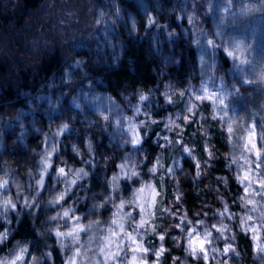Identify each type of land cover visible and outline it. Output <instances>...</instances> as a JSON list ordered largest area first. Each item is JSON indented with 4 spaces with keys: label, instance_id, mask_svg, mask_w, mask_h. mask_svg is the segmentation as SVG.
<instances>
[{
    "label": "rangeland",
    "instance_id": "obj_1",
    "mask_svg": "<svg viewBox=\"0 0 264 264\" xmlns=\"http://www.w3.org/2000/svg\"><path fill=\"white\" fill-rule=\"evenodd\" d=\"M7 1L9 0L2 2ZM134 1L139 4L138 8L143 13L147 30H151L153 26L161 27L162 31L167 28L162 20L157 22L156 14L168 13V16L176 17L177 22L180 23L178 28L180 34L190 42L191 48L196 51L194 63L186 74V78L180 81L169 79L166 78L163 71L155 88L148 91L139 89L134 94V100L126 96L119 101L102 90L103 82L101 80H97L96 84H92L90 78L87 80V77L76 69V60H74V64L69 69L71 72L67 73L66 77L52 80L46 93L30 102V110L22 111L19 116V128H14L18 130V136L15 135L14 138V142L17 139L15 144L22 145L30 153V159L33 163L32 168L30 167L32 175H27L29 169L23 180L17 179L10 170L9 164L4 161V154L12 143L11 145L7 143L6 146V140L4 142L3 137L0 138L2 161L0 177H5L8 181V186L0 189V193H4L0 199L9 195L15 196L16 182L24 183L22 202L10 209L12 212L16 209V213L38 209V212L44 214V221L39 230L40 240L52 237L57 240L54 233L48 231V229L56 227L57 224L62 225L61 231L69 230L74 226L72 220L52 221L49 219L50 216L56 215L64 208L72 207L74 209L72 219L80 217L79 223L81 225H92L87 231L78 234L79 243L75 245V249L81 253L77 258L78 264H131L133 255L138 258L137 264H163L167 253L165 233L172 235L179 251L176 260L181 264H241L240 260H243L244 256H240L239 235L251 243L253 264H264V252L258 251L259 246H264V188L259 186L260 182L264 180V163L243 147L245 144L244 137L248 135L249 129L255 125L257 137L264 130V83H260V77L264 74V65L259 64L264 63V3L262 0H231L230 4L229 0H168L169 4L163 0ZM82 4L84 8H78ZM130 12L127 7L120 5L119 0H48L44 8V17L46 16L45 19L50 20L53 27L56 28V32L62 35L67 32L66 30L64 32L63 28L65 27L62 20L65 19L66 22L70 21L68 23L75 24L80 17V22L87 24L86 29L93 36L92 40L86 42V46L88 49H93L95 46L101 48L105 43L112 45L113 41L116 42L115 40H118L119 36L118 24L120 29L128 31L129 35L136 36L139 27L138 19ZM100 20L105 22V27L99 23ZM80 30L69 31L66 33L65 40L75 39L76 35L80 34ZM174 33L175 29H172L165 38H172ZM148 36L151 39L155 38L157 44L162 39L152 33ZM205 38L212 39L216 46L208 49L202 62L201 53L204 51ZM75 43L71 41L70 46ZM42 44V46L51 45L50 42L45 41ZM170 46L171 44H168L166 49L162 43L161 45L159 43L158 57L163 64L167 63L165 57L168 52H171ZM234 46L239 48V51L235 53L238 57L236 60L228 56V52L234 51ZM224 60L229 64L228 67L224 64ZM240 60L247 61V63L240 65L244 69L243 73L237 72L235 68ZM170 62L174 67L180 65L178 58L171 59ZM245 79L253 82L243 83L242 80ZM79 82H81L80 85ZM62 87L65 89L59 91V88ZM202 89L206 90V94L209 96L222 98L224 105L208 100L203 102L196 100L195 95L201 93ZM141 94L148 97L142 103L139 101ZM43 99H47V103H43L41 101ZM112 101H116L118 104L112 111V115L120 119L122 124L119 129L109 126L106 130L112 134V140L117 143L120 142L121 145L123 140H130L132 133L127 129L129 124H133L136 125V131L141 136V143L135 148L131 145H124L123 147L120 145L115 148L116 150L114 149L116 155L114 158L116 159L115 171L109 172L106 177L108 190H110L106 197H111V199H108L103 207L109 211V218L101 215L98 220L95 219V217L98 218L96 212L88 213L87 211L85 213L79 209L77 194L81 195L82 187L85 188L83 180L74 186L72 193L67 195L62 202L55 205L45 204L47 200L49 201L63 190V182L56 175L57 169L59 167H65L66 171L69 168L73 171L78 169L77 162L79 161L81 164L85 153H87V149H85L81 151V156H77L73 151V144L82 146L84 143L86 146L89 138L91 141L94 139L92 138L95 136L94 132L97 130L98 132L100 130L106 132L100 124H96L94 121L99 119V112L112 108ZM175 102L178 103L177 108L171 110L169 107ZM52 104L60 108L71 106L69 110L73 109L77 114L83 110L86 116L79 120L78 125L74 122L71 124V120L62 119L63 116L65 117L64 113L59 116L57 121L52 116ZM137 104L140 105L139 114L135 111ZM40 105H45L41 110V117L44 121L46 119V123L43 120L40 121V117L36 116ZM189 106H193L192 112L188 111ZM126 117L129 119H125ZM209 119L215 121L226 134V149L223 152V157L229 175L216 178L217 181H222L224 187V190L215 188L217 195L222 197L221 199L218 198L217 205L219 207L215 206L220 211L215 217L217 220L208 215L207 209H202L194 215H188L181 202L183 196L182 181L186 182L190 176H188L190 168H188L187 163L194 166V179L205 181L206 175L211 169L209 163L216 157L217 148L211 143L212 133L208 123ZM153 120L156 123H152ZM191 122L195 124L201 136L206 139L207 159L205 162L201 161L192 148L180 138L185 131L184 126ZM63 123L69 124L68 130L63 131L61 135H55ZM148 124L156 125L158 128L157 137L154 139L155 144L161 147L173 146L175 149L171 160L160 174L166 183V190L169 194L163 202L159 218H157L156 212H159L157 211V201L160 193L158 186L160 166L156 164V161L157 158L162 157V154L157 151L153 154L145 143L142 130ZM229 124L234 130L231 134L227 131ZM172 134H176L174 140ZM31 136L39 137V145L37 148L26 149V141ZM53 143L58 151L53 153L51 157L52 167L44 177L45 185L39 189L40 195L36 197L35 179L38 178L40 172L39 162L49 150V145ZM92 144L94 147L93 141ZM185 147L189 149V152L183 151ZM125 154H128L127 163L129 167H133L134 164L138 165L137 170L140 173L139 176L133 177L131 180L121 175L118 167L121 162H124ZM145 156L147 159H144ZM153 166L158 168L156 174L148 171ZM79 168L81 167L79 166ZM169 168L172 169L171 172L168 171ZM245 171L251 173V185L242 183L240 180ZM113 175H120L119 188L115 192L110 186ZM233 184L240 189L239 194H236L237 196L232 192ZM146 185H152L158 193L155 196V203L151 206H149L151 194L147 189L140 196L137 195L138 190ZM228 193H232L233 200H230ZM25 196L35 198V203L32 204L31 208L23 203ZM17 197L18 193L16 194V201ZM68 198H73L74 202L67 203ZM248 200L254 202L255 209L247 203ZM122 202L124 208L121 209L119 205ZM37 204L39 205L38 208ZM140 205L148 210L146 218L149 220V224L144 228L136 227L141 217L145 215L141 213ZM226 208L228 211L221 216L220 213L225 212ZM8 211V207L0 208L1 224L5 225L4 230L0 232H5L10 226L9 220L4 221L3 219L4 214L9 216ZM118 212L125 217L131 213V218L125 221L126 229L137 238V242L143 248L148 250L147 253H133L130 250L133 245L128 241L126 235L117 230L118 235L113 237L109 232V229L116 227L111 223V220L116 218ZM247 217H251V220H247ZM221 221L227 228L223 235L213 227V225L219 227ZM193 228L196 229L193 237L197 235L203 237L206 232L211 233L209 237L211 244L206 245L207 258L201 255L199 250L195 254L191 252L189 240L193 237H189L188 233ZM251 228H255L256 231H251ZM144 230L150 235L156 232V244L147 242V234L144 233ZM120 236L123 238L120 239ZM160 236H164V239L161 240ZM117 240L122 246L120 255L116 259H112L109 253L117 251ZM65 243L69 244V247L63 251L60 250L64 256L65 264H68V257L73 254V248L70 239H66ZM229 245L234 251L225 253L224 249L228 248ZM25 246L28 250L23 254V258L18 261V264H29L33 254V248L29 244L14 245V248L10 249L8 254H4L0 261L14 260L15 256L21 254V249ZM57 246L59 247V244ZM141 256L143 257L142 260L139 259Z\"/></svg>",
    "mask_w": 264,
    "mask_h": 264
},
{
    "label": "trees",
    "instance_id": "obj_2",
    "mask_svg": "<svg viewBox=\"0 0 264 264\" xmlns=\"http://www.w3.org/2000/svg\"><path fill=\"white\" fill-rule=\"evenodd\" d=\"M2 1L0 0V138L3 137L4 142L6 140V146L7 143H10V145L12 143L4 154V161L9 164L10 170L18 180H23L27 171L33 166L29 151L25 150L22 145H16L17 139L14 142L15 135L18 136V130L14 128H19V116L23 110L26 112L30 110V102L33 99H37L46 93L52 80L66 77L67 73L71 72L69 69L74 64V60H76V69L82 72L87 77V80L90 78L92 84H96L97 80H101L103 82L102 90L119 101L126 96L134 100V94L139 89L148 91L155 88L163 71L166 78L179 81L185 79L195 60L196 51L191 48L190 42L185 40L180 34L178 30L180 23L177 22L175 16H168V13L156 14L157 22L162 20L167 28L162 31L161 27L153 26L151 30H147L143 13L138 8L139 4L134 0H119V2L121 6L127 7L131 11L130 14H134L136 19H138V34L136 36L129 35V32L122 28L120 29L118 24V40H115L116 42L113 41L112 45L105 43L101 48L95 46L93 49H88L86 46V42L92 40L93 36L86 29L87 24L80 22V17L75 24L68 23L70 21L66 22L65 19L64 21L62 20L65 27L63 29L64 32L65 30L67 31L66 33L82 28L79 31L80 34L71 40L74 43L77 42L74 45L70 46L71 41L65 40L66 33L62 35L56 32L52 22L46 20V16L44 17V8L48 0ZM148 1L150 2V0ZM163 1L169 4L168 0ZM78 8H84V5L82 4ZM99 23L105 27L104 21L100 20ZM255 24L257 25V23ZM126 26L128 28V25ZM172 29H175L173 37L165 38ZM150 33L162 38L158 41V44L155 38L151 39L148 36ZM44 41L50 42L51 45L42 46ZM159 43L160 45L162 43L165 48L168 44H171V52L167 53L165 57V62L167 61V63L165 64L158 57ZM82 45L84 46L82 47ZM174 58L180 60L178 67L171 65L170 60ZM77 61L80 63L77 64ZM224 64H226V67L229 65L225 60ZM259 64L264 65V63ZM78 84L80 85L81 82ZM64 89L63 87L59 88V91ZM41 101L47 103V99ZM177 104L175 102L169 108L174 110L177 108ZM44 107L45 105H40L36 116L40 117V121L43 120L46 123V119L44 121L41 117V110ZM62 107H56L52 104V116L57 121L59 116L64 113L65 117L63 116L62 119L71 120V124L74 122L78 125L79 120L86 116L83 110L77 114L73 109L69 110L71 106ZM208 123L212 133L211 143L217 148L216 157L210 163L208 162L211 169L208 171L209 174L206 175V182L194 179V166L187 163L188 168H190L188 176H190L186 182L182 181L183 196L181 197V202L188 215H194L202 209H207L208 215L215 219L220 212L215 206L218 203V198H222L217 195L215 188L224 190L222 181H217L216 178L229 175V173L223 157V152L226 149V134L215 121L209 119ZM184 127L185 131L180 138L192 148L201 161L205 162L207 159L205 137L201 136L193 122L186 124ZM82 130L84 131V129ZM142 132L150 151L153 154L156 151L159 152L163 158V167H160L158 177L160 193L157 201V211L159 212H156V215L159 218L163 202L169 194L166 190V183L161 179L160 174L171 160L175 149L173 146L161 147L155 144L154 139L157 137L156 134L158 132L156 125L148 124L143 128ZM94 135L92 137L94 138L92 140L94 142L93 151L90 153L87 150L82 163L79 164V161L77 162L78 168L79 166L83 167L90 173V176L83 180L85 188L82 187V194L80 195L83 196L85 191H87L88 199L79 200L78 207L85 213L87 211L88 213L96 212L98 218L95 217V219L99 220L101 215L109 218V211L103 208L96 209L93 204L102 203L106 195L109 194L110 190H108L106 177L109 172L113 173L115 171L116 159L114 158L116 155L114 149L121 144L112 140V134L108 133V131L103 132L100 130L98 132L97 130ZM172 136L174 140L176 134H172ZM39 141V137L31 136L26 141V149H30V147L37 148ZM77 145L81 151L87 149L84 143L82 146ZM108 157L111 159H107ZM89 161L91 162L89 163ZM1 162L0 157V165ZM210 182L212 183L210 184ZM232 192L238 195L240 189L233 184ZM17 193L16 190L14 192L15 196L12 198L15 205H20L24 195L18 194L16 201ZM96 193H102V195H96ZM228 195L230 200H233L232 193H228ZM225 196L227 195L225 194ZM71 201H73V198H68L66 202L69 203ZM45 204L50 205L48 200ZM217 207L219 206L217 205ZM234 209L237 210L236 207ZM8 210L9 216L4 214L3 219L4 221L9 220L10 226L7 230V239L0 243V258L4 254H8L9 250L14 248V245L29 244L33 248L29 264H32L34 257L37 258V264H65L64 256L57 246L56 239L53 237L44 240L39 239V230L44 221V214H41L40 211L38 212V209L25 210L19 213L15 212L16 209L14 212L10 208ZM4 226L0 220V231L4 230ZM144 233L147 234V242L149 244L157 243L156 232L150 235L144 230ZM165 245L167 253L163 264H181L176 260L179 251L172 235L169 233H165ZM239 248L242 253H240V256H244L240 263L253 264L251 243L241 235H239ZM49 252L51 253L50 257L46 255Z\"/></svg>",
    "mask_w": 264,
    "mask_h": 264
},
{
    "label": "snow or ice",
    "instance_id": "obj_3",
    "mask_svg": "<svg viewBox=\"0 0 264 264\" xmlns=\"http://www.w3.org/2000/svg\"><path fill=\"white\" fill-rule=\"evenodd\" d=\"M231 2V0H230ZM217 35H219V33H217ZM197 43H199V41H197ZM215 42L212 39H208L205 38L204 40V51L201 53V61L203 62V57L205 54H207L208 49L215 47ZM239 51L238 47L234 46V51L232 52H228V56L232 57L233 60H236L238 57L236 56V52ZM247 63L246 60H240L239 64L235 65V68L237 70V72L243 73L244 69L240 67V65H243ZM211 67V66H210ZM243 83H252V80H242ZM260 83H264V74L261 75L260 77ZM236 91H239L238 89H236ZM141 100L146 101L148 98L144 97L143 95L140 96ZM195 99L198 101H212L215 103H218L220 105H224V101L222 98L220 97H213V96H209L206 94V90L202 89L201 93H198L195 95ZM171 102V101H169ZM192 108L193 106H189L188 111L192 112ZM255 128L256 126L254 125L252 129L248 130V135L246 137H244L245 139V144L243 145V147L246 150H249L252 152V154L258 159L260 160L262 163H264V130L261 131L260 135L257 137V134L255 132ZM68 129H66L65 131H67ZM133 138H135V136L139 135L136 131V127H133L130 129ZM227 131L229 134L233 133V128L232 126L229 124L227 126ZM62 132H57L55 135H61ZM139 137L141 138V136L139 135ZM55 144H51L49 145V150L44 154L43 158L40 160V172H39V176H38V180L42 179V184L40 186H42V188L45 185V175L48 173L49 169L52 167V163H51V157L53 155V149L55 148ZM187 152H189V149L186 150ZM235 162V161H234ZM245 163H247V160H245ZM258 167L260 166L259 164L257 165ZM64 173L65 175L66 173V169L65 167H59L57 169V173ZM56 173V174H57ZM120 174L124 175L127 178L126 175V170L124 169H120ZM119 179H120V175H116L113 180L112 183L119 185ZM240 180L242 183H246L247 185H251L252 183V179H251V173L245 171L241 177ZM8 186V181H4V180H0V189L6 188ZM259 186L261 188H264V180H262L259 184ZM148 190L150 192V200H149V206H151V204L155 203V196L158 195L155 187H153L152 185H146L145 187H142L138 190V196H140L141 194H143L145 192V190ZM247 190V189H246ZM4 193H0V196H3ZM64 196L62 194H60V192L58 194H56L55 196H53V200H52V204H58L60 202H62L64 200ZM249 205H252L253 208L255 209V204L253 201L248 200L247 202ZM14 206V202H8L5 201L4 203L0 204V208H12ZM119 208H124V204L119 205ZM140 211L141 213H144L145 215L141 217L139 223L136 225L137 228H144L146 225L149 224V220L146 218L147 217V208H145L143 205H140ZM227 208L225 209V212L220 213L221 216L225 215V213L227 212ZM64 218L68 219V220H72V224L74 225L72 228L69 229L68 232V239H72L74 237L79 236L78 234L84 231H87L88 228H91L92 225L89 224L87 226H83L79 223L80 218L75 217V219H72V214L71 213H65L64 214ZM131 218V214H127V217L122 216L119 212L116 213V218L111 220V223L113 225H115L116 227L114 229H109V232H111L113 237H116L118 235L117 230L119 231V233H123L124 235L127 236L128 241L133 245V247L130 249L133 253H137V252H141V253H147V249L143 248L138 242H137V238L131 233L128 232L126 229V225H125V221L126 219ZM247 220H251V217H247ZM98 223V222H97ZM213 227L215 228V230L220 233L221 235H223V233L225 231H227L226 226L223 225V222H220V226L217 227L216 225H213ZM251 231L255 232L256 229L255 228H251ZM133 231H135V229H133ZM196 232V229L193 228L191 232L188 233L189 237H193V233ZM211 236L210 232H206L203 237L197 235L195 237H193L192 239L189 240V247L191 249V252L193 254L197 253V250H199V253L201 255H203L205 258H207V251H206V245L211 244V240L209 239V237ZM4 232H0V240L4 239ZM120 239L123 238V236L119 237ZM160 239L163 240L164 236H160ZM121 245L120 243L116 242V249L117 251L115 252H110L109 255L111 256L112 259H116L119 255H120V250H121ZM22 251L21 250V254L17 255V259L12 261L11 264H18V261L22 258ZM161 251H163V249H161ZM234 249L231 248V246L229 245L228 248L224 249L225 253H229V252H233ZM258 251L264 252V246H259L258 247ZM81 255L80 252H76L74 254V258H73V262L72 264H78L77 258ZM139 259H143V257L141 256ZM137 260L138 258L133 255L131 257V264H137Z\"/></svg>",
    "mask_w": 264,
    "mask_h": 264
},
{
    "label": "clouds",
    "instance_id": "obj_4",
    "mask_svg": "<svg viewBox=\"0 0 264 264\" xmlns=\"http://www.w3.org/2000/svg\"><path fill=\"white\" fill-rule=\"evenodd\" d=\"M230 3L231 2L229 0V4ZM262 3H264V0H262ZM101 15H103V14H101ZM79 63L80 62L77 61V64H79ZM141 95H143V94H141ZM143 96L146 97V98H148L146 95H143ZM139 101L142 103L144 100H141L140 97H139ZM117 106H118L117 102L116 101H112V108L111 109H106L105 111L99 112L98 113L99 119L96 120V121H94V123L100 124L101 125V128L103 130H105V131L108 129L109 126H111L113 128H116V129L121 128L122 127L121 120L118 119V118H115L112 115V111ZM135 111H136L137 114L140 113V105L139 104L136 105ZM106 112H107V114H106ZM125 119H129V118L126 117ZM152 123H156V121L153 120ZM133 127H136V125L129 124L127 130L129 132H131L130 129L133 128ZM68 128H69V124L68 123H63L60 126L58 132H63V131H65ZM165 139H167V137H165ZM140 143H141V138L139 137V135L135 136V138H133V135H132V138L130 140H128V139L123 140V143H122L121 146L123 147L124 145H131L133 148H135ZM86 147H87L88 152L91 153L93 151V144H92V141H91L90 138L86 142ZM187 149L188 148L185 147L183 149V151L184 152H187L186 151ZM56 151H58V148L57 147H55L53 149V152H56ZM73 151H74V153L77 156H81L82 155L81 150L75 144H73ZM107 159H111V158L108 157ZM127 159H128V154H125V156L123 157L124 162H121L118 165V167L120 169L126 170L127 178L129 180H131L133 177L139 176L140 173L137 170L138 169V165L134 164V166L130 168L129 167V164L127 163ZM144 159H147V157L145 156ZM162 159H163L162 157H159V158H157V161H156V164L159 165L161 168L163 167ZM90 162L91 161H89V163ZM148 171L150 173H152V174H156L157 171H158V168L156 166H153V167H150L148 169ZM168 171L171 172L172 169L169 168ZM66 173H67L66 175L64 173H59V172L56 174L57 177L60 180H62V182H63L64 187H63V190L60 191V194H62L64 196V198L67 195H69V194L72 193L74 186L78 182H80V181H82V180H84V179H86V178H88L90 176V173L88 171H86L85 168H83V167L78 168V169H76L74 171L71 168H69L68 171H66ZM27 175H32L31 169L28 171ZM115 176L116 175H113L112 176L111 182H110V186H111L113 192H115L119 188V185H116V184H113L112 183V180H113V178ZM162 178L163 177H161V179ZM42 179H40V180L35 179V186H36V189H37L35 191V196L36 197H38L40 195L39 189H42V186H40L42 184ZM0 180L7 181V179L5 177H0ZM15 187H16L17 192H18L19 195H24V186H23V184L21 182L17 181L16 184H15ZM96 195H102V193H96ZM77 199L80 200V201L87 200L88 199V193H87V191H85V193H84L83 196H80L79 193H78L77 194ZM108 199H111V197H106L102 203H95V204H93V207L96 208V209H102L104 207V205L108 202ZM52 200H53V198L49 200V203L50 204H52ZM5 201L14 202L13 201V198L11 196H8L6 198L0 199V204L4 203ZM23 203L27 207L31 208L32 204L35 203V198H29V197L25 196ZM121 204H123V202ZM38 207H39V205L37 204V208ZM12 208H15V202H14V206ZM65 213L74 214V209L72 207L64 208L62 211L57 212L56 215L50 216L49 219L52 220V221L64 220L65 219L64 218V214ZM128 214L130 215L131 213H128ZM78 218H80V217H78ZM9 223H10V221H9ZM61 227H62V225L57 224L56 227L51 228V229H48V231L51 232V233H54L55 237L58 240L59 247L63 251L64 249H66V248L69 247V244H66L65 243L66 239H68L67 236H68L69 230L61 231ZM4 237H5L4 239L0 240V243H3L7 239V237H8L7 230H5V232H4ZM78 243H79V236L74 237V238H72L70 240V244H71V246L73 248V254L68 257V264H72L73 258H74V254L76 252H78V250L75 249V245H77ZM21 250H23L22 251V258H23V254L26 253L28 249L25 246ZM46 255H48L50 257L51 253L49 252ZM16 259H17V256H15V259L14 260H16ZM14 260H10V261H0V264H11V262L14 261ZM32 264H37V258H35V257L33 258Z\"/></svg>",
    "mask_w": 264,
    "mask_h": 264
}]
</instances>
